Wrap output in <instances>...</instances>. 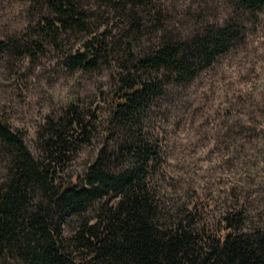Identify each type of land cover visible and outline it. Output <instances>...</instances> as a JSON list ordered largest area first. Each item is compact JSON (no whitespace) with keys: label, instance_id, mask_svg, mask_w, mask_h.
I'll list each match as a JSON object with an SVG mask.
<instances>
[{"label":"trees","instance_id":"obj_1","mask_svg":"<svg viewBox=\"0 0 264 264\" xmlns=\"http://www.w3.org/2000/svg\"><path fill=\"white\" fill-rule=\"evenodd\" d=\"M46 1L56 13L42 22L49 37L59 27L84 25L86 14L76 0ZM113 1L132 26L139 25L136 7L144 0ZM232 31L227 24L187 40L165 37L142 55L134 54L130 38L120 40L114 52L121 54L124 70L107 96V142L80 176L63 174L65 158L90 142L95 119L74 117L52 126L43 147L47 156L36 159L23 136L0 118V149L13 159L0 184V262L11 257L14 264H264V222L248 223L241 208L216 213L206 206L167 160V144L145 125L163 79L195 77ZM110 39L109 33L92 34L68 60L94 63Z\"/></svg>","mask_w":264,"mask_h":264},{"label":"rangeland","instance_id":"obj_2","mask_svg":"<svg viewBox=\"0 0 264 264\" xmlns=\"http://www.w3.org/2000/svg\"><path fill=\"white\" fill-rule=\"evenodd\" d=\"M76 2L85 11L84 25L59 27L49 37L42 22L56 13L46 0H0V118L23 136L36 159L47 156L43 147L52 126L74 117L95 119L90 142L65 158L63 174L80 176L107 142V96L124 70L121 54L114 52L120 40L131 39L134 54L142 55L165 37L187 40L232 25L222 50L195 77L163 79L145 125L167 144V160L206 206L216 213L241 208L248 223L264 222V5L144 0L136 7L139 25L132 26L113 0ZM107 33L110 45L102 57L88 65L70 63L86 38ZM11 160L0 149V184ZM14 262L7 257L0 264Z\"/></svg>","mask_w":264,"mask_h":264}]
</instances>
